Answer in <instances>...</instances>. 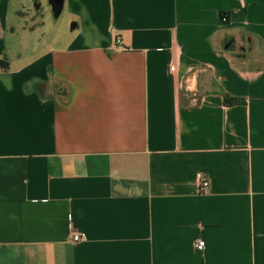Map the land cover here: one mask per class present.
<instances>
[{
	"label": "crops",
	"instance_id": "0c3cea01",
	"mask_svg": "<svg viewBox=\"0 0 264 264\" xmlns=\"http://www.w3.org/2000/svg\"><path fill=\"white\" fill-rule=\"evenodd\" d=\"M34 5L0 0V264H264V0Z\"/></svg>",
	"mask_w": 264,
	"mask_h": 264
},
{
	"label": "built area",
	"instance_id": "2783aa9c",
	"mask_svg": "<svg viewBox=\"0 0 264 264\" xmlns=\"http://www.w3.org/2000/svg\"><path fill=\"white\" fill-rule=\"evenodd\" d=\"M117 42H120V39H117ZM1 71L4 72L6 70L5 69H1ZM200 186H201V189H203V190L206 189L209 186L208 180L205 179V178H201ZM85 238L86 237L84 235H79V234H74L72 236V239L74 241H77V240H85ZM203 246H204V241L203 240H198L194 244V247L197 250H202L203 249Z\"/></svg>",
	"mask_w": 264,
	"mask_h": 264
},
{
	"label": "water",
	"instance_id": "95a60500",
	"mask_svg": "<svg viewBox=\"0 0 264 264\" xmlns=\"http://www.w3.org/2000/svg\"><path fill=\"white\" fill-rule=\"evenodd\" d=\"M35 8L39 7V0H34ZM49 4L52 9V13L54 17H58L61 13L62 7H63V0H49Z\"/></svg>",
	"mask_w": 264,
	"mask_h": 264
},
{
	"label": "trees",
	"instance_id": "16d2710c",
	"mask_svg": "<svg viewBox=\"0 0 264 264\" xmlns=\"http://www.w3.org/2000/svg\"><path fill=\"white\" fill-rule=\"evenodd\" d=\"M221 18H223V20L225 21L226 20V18L223 16V17H221Z\"/></svg>",
	"mask_w": 264,
	"mask_h": 264
}]
</instances>
